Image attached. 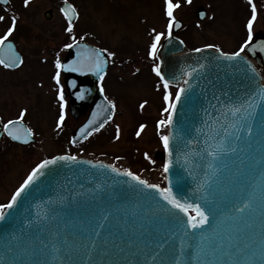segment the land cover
Instances as JSON below:
<instances>
[{"label": "water", "instance_id": "water-1", "mask_svg": "<svg viewBox=\"0 0 264 264\" xmlns=\"http://www.w3.org/2000/svg\"><path fill=\"white\" fill-rule=\"evenodd\" d=\"M204 17L205 11L197 9V20ZM44 19H51L50 11ZM176 22L180 27L174 26L171 38L160 44L157 64L172 87H184L186 92L176 104L172 126L166 128L173 154L162 188L171 187L182 203L200 205L209 214V224L198 232L212 235L223 247L213 251L207 244L200 245L198 238H184L187 217L159 193L117 175L107 163L77 158L88 163L59 161L49 166L14 208L5 210L0 221V264H264V100L257 95L258 85L264 83V52L246 49L230 61L214 49L186 50L174 37L181 28ZM262 42L264 33L258 31L250 48ZM80 46L69 49L64 65L84 59V47L96 49ZM104 60L105 73L109 64L105 55ZM65 74L69 89L70 72ZM72 95L69 92L68 108L74 118L91 110L72 135L71 142L79 143L85 139L82 129L92 135L112 119L114 110L105 100L79 103ZM249 99L255 105L249 109L252 115L245 113L244 119L222 115L226 105ZM233 123L236 126L230 127ZM225 131L231 135L225 136ZM221 142L227 154L212 164L222 171L207 185L205 174L210 173L212 160L207 150ZM158 156L164 165L167 154L163 150ZM201 184L205 186L199 188ZM250 196L254 197L252 210L237 214L235 206H242Z\"/></svg>", "mask_w": 264, "mask_h": 264}, {"label": "rangeland", "instance_id": "rangeland-1", "mask_svg": "<svg viewBox=\"0 0 264 264\" xmlns=\"http://www.w3.org/2000/svg\"><path fill=\"white\" fill-rule=\"evenodd\" d=\"M63 2L31 0L29 6L24 7V0H9L6 9L0 8L4 21L16 17L17 28L20 29L9 40L16 41L18 50L26 59L25 67L19 73L7 75L0 81V109L5 110L4 119H14L20 106L27 108L29 115L26 121L38 140L37 144L28 148L14 146L0 158V206L8 202L34 164L44 156L62 151L53 145L60 104L31 99L28 94L33 93L35 88L30 80L38 70L33 68V75L28 76L32 61L39 65L40 73L44 72V68L48 70L47 65L51 64L50 60L46 61L56 60L57 55L65 53L66 44L72 42L65 30L67 22L59 11ZM253 2L257 8L253 33L264 32V0ZM68 3L79 14V19L74 22L73 35L106 53H113L106 92L108 100L115 105L116 113L104 132L89 140L83 154L95 160L114 162L150 183L160 184L161 161L156 154L161 153L162 145L157 123L166 119L167 114L162 115L166 107L163 85L152 71L155 61L148 53L156 33L165 34L162 40L167 36L164 0H68ZM173 3L181 5L174 12L175 20L181 22L176 36L187 49L208 47L232 53L245 41L246 24L251 19V6L247 0H192L191 5L186 0H173ZM15 7L18 8L15 10ZM198 7L206 11L203 21L195 18ZM48 11L51 12L50 20L44 19V13ZM2 32L0 29V37ZM41 59L46 65L39 64ZM38 79L44 80L43 77ZM13 86L17 90L24 89L27 104L5 103V97L12 94L9 89ZM169 91L174 95V89ZM141 105L144 107L141 108ZM141 125L144 130L137 136ZM145 153L154 163L144 158Z\"/></svg>", "mask_w": 264, "mask_h": 264}, {"label": "snow or ice", "instance_id": "snow-or-ice-1", "mask_svg": "<svg viewBox=\"0 0 264 264\" xmlns=\"http://www.w3.org/2000/svg\"><path fill=\"white\" fill-rule=\"evenodd\" d=\"M66 7L61 8V12L64 16V19L66 20V32L70 35L71 40L73 43L66 44L67 49L72 48H79L81 47L79 44V41H77V38L75 35H73L74 32V21L79 19V14L76 10V8L70 4H68V0H64ZM9 0H0V4H8ZM31 3V0H24V7H28ZM186 3L191 5L192 0H186ZM247 3L251 6V19L247 21L246 29H247V38L240 46L239 51L235 52L233 55H226L221 52V56L226 60H236L237 58L241 57V53L245 52L246 49H249L252 51L253 54H255L257 51L264 52V42L261 43L260 46H253L250 48V46L253 45V25L257 20V8L253 0H247ZM164 12L168 19L167 24V36L170 39L172 36V30L173 27H180V25L176 22L174 17L175 10L179 9L181 7L180 3H173V0H164ZM5 17L0 16V22H3ZM16 17L12 16L11 18V26L8 27L6 33L0 37V47H3L5 45V42L8 41V39L13 35L14 31L16 30ZM164 33H156L153 37L150 49H149V57L156 61L159 59L158 57V51H159V45L164 37ZM182 43V42H181ZM9 48L12 46L9 44ZM209 47H212L211 45ZM83 53L85 54L84 59H78L76 61H73L71 65H64L60 62L59 58L55 61V74L53 76V79L58 87V95L57 100L60 104V114H59V120L57 123V127H62L65 120L64 115V109L66 107L65 103V97H64V89L60 86L61 83V72H79L81 75H86L88 71H91L94 75H97L99 77V80L101 83L104 81V66H105V60H104V53L101 50L98 49H89L87 47L83 48ZM197 52L203 51V49L197 48ZM217 52H220V49H216ZM109 59L112 57L113 53H107ZM81 56V53L78 52V57ZM87 61V62H85ZM245 63H247L245 61ZM0 64H2L5 68H11L13 66L19 67L21 64H23V60L17 58V60L13 61L12 63H6L3 59H0ZM249 68L253 73H255V68H252V66L249 64ZM152 71L155 73V75L160 79L163 85V102L166 105L164 108V111L162 115L167 114L166 119H161L157 123V131L159 135L160 143L162 144L164 152L168 156L167 162L163 165V173L165 174V179H167V174L170 171V168L172 167V137L169 134H163L164 129L170 128L173 123V115L175 112L176 104L180 102L182 95L186 92V89L184 87H179L178 90L175 92L174 98L173 94L169 91V89L172 87L171 83L165 79V77L162 75L160 66L157 64L155 67H153ZM186 75L191 78L192 73L188 72ZM258 75V74H257ZM189 80H184V84H188ZM73 87H75V82H73ZM101 94H103L104 89L103 87L100 88ZM257 95H259L261 100H264V83H261L258 85V91ZM80 99L83 98V94L78 97ZM252 99H255L253 97ZM252 99L245 100L244 102L240 103L239 105H232V106H225L226 111L222 114L226 119L228 118L229 114L232 118H236L238 115L241 119H244V114L252 115V113L249 111L250 108L255 107V105L252 103ZM110 107L115 110V105H110ZM144 105H141V108H143ZM25 112H21L19 114V119L16 120H8L6 123L2 124V131L3 133L7 134L13 141H20L23 144H28L29 138L33 135L32 131L30 129H23L21 127L22 121L25 117ZM235 123L230 125V127H235ZM103 127V125H101ZM99 128H96L95 131H99ZM144 130V126H140V131L136 133L137 136L140 135V133ZM23 132V137L20 135V133ZM219 135V133H216ZM251 128L248 129V135L251 136ZM87 135H91V133H87ZM87 135H85V130H81V136H83L85 139L87 138ZM225 136L231 135V133L225 131ZM117 139H119V129H117ZM209 139H212L210 136ZM239 139V137H237ZM223 142L217 145H209V150H207V155L212 158L211 161H209V169L211 170L210 173L205 174V184L210 185L213 181V178L217 176V174L222 171L221 168L213 167L212 161H220L222 156L226 155L227 152L223 148ZM232 152L236 151V148L233 147L231 149ZM144 158L149 161V163H154V161L148 156L147 153H145ZM59 161L63 162H79V163H88L86 161H77V158L75 156H59L52 160H44L40 164L37 165L35 169L31 172V174L27 177V179L24 181V183L21 185V187L15 192V194L11 198V202L4 204L0 206V221H3L6 216V209H12L17 204L18 199L20 198L21 194L25 192L26 189H28L38 178L39 175H43V170L49 168L51 165H56ZM92 167H108L107 165H96L93 164ZM112 172L117 173V175H123L130 177L131 180L135 181L136 184L143 186L144 189H148L151 191H154L156 193L160 194V198L165 201L168 205L171 206L172 209L176 210L179 213H183L185 217H187V220L185 222L186 230L183 232V237L188 239H197L199 240L200 245L207 244L208 246L212 247V250L215 251L216 249L222 248L223 245L219 244L215 241L214 237L212 235L206 234L204 232H198V230L204 229L209 224V214H206L204 210H202L200 205H192L188 203H182L180 199H178L174 194L171 187L162 188L159 184H152L149 183L147 180L141 179L139 176L134 175L131 171H125V172H117L116 168L111 169ZM205 184H201L199 188H203ZM198 188V190H199ZM254 204V197L250 196L249 199L243 203L242 206L237 205L235 206V212L237 214H240L243 216V214L247 211H251ZM194 211L195 215H190L189 213ZM251 227V225H248ZM102 227V225H101ZM99 235V233H97ZM47 247V245H45ZM92 247H95V244H92ZM202 250V249H201ZM203 264V262H202Z\"/></svg>", "mask_w": 264, "mask_h": 264}, {"label": "flooded vegetation", "instance_id": "flooded-vegetation-1", "mask_svg": "<svg viewBox=\"0 0 264 264\" xmlns=\"http://www.w3.org/2000/svg\"><path fill=\"white\" fill-rule=\"evenodd\" d=\"M11 18L12 17H10L9 21H11ZM9 21L8 22L7 21L0 22V29L7 30L8 27L11 26V22H9ZM16 28H17V23H16ZM18 29H20V27H18L14 31L15 35L17 34L16 31ZM11 41L15 44L16 49H17L18 53L20 54V56L23 60V64H21L17 68H5L2 64H0V81L1 82H2L3 78H5L7 75L13 76V75L19 73V71L22 70L23 67H25L26 59L22 55L21 51L18 50L16 41L15 40H11ZM66 51H67V48L64 51L65 53L62 50V52L64 54H61L59 56L57 55L56 59L59 58L60 62H62L65 55H66ZM49 60H50L51 64L47 65L48 70L46 68H44V72H46L45 75H42V74H44V72H41L42 74L40 73L39 65L34 64L36 62H33V61L31 62L30 69H32V70L29 71L28 77L33 75V68H36L38 70V73L36 75L32 76V80H30V84L31 83L33 84L35 91L31 94H28V95H30L31 99H33V100L42 99L43 101H47V102L55 101V102L59 103V101L57 100L58 87H57V85L53 79V76L55 74V62L54 61H56V60L53 59L51 61V59H48V61H46V62H49ZM38 62L40 65H43V66L46 65L42 59L38 60ZM112 66H113V64H111L110 67L108 68V70L104 76V81L102 83H101V81L100 82L94 81L93 75L89 74L88 72L86 75H81L79 72H73L72 74H70L69 79L71 80V83L73 84V82H75V87L72 86V89H73L72 98H73V100L76 102H81V103H87V102L88 103H96L99 100L98 99L99 98V91H100L101 87H103V89H104V92L102 94L103 97L108 99V97H107L108 91H107L106 86L108 84L107 81L109 79L110 70H111ZM35 76L38 78L43 77L44 80L35 78ZM14 87L15 86H13V88L11 87L9 89V91H11L12 94L5 97V100H6L5 103L6 102H12L14 104L15 103L27 104V99H25L26 94H25V91H23L24 89L17 90ZM59 87H62L64 89V97H65V103H66V107L64 110L65 120H64V124L62 127H59V128L57 126L55 127L56 131L54 133L55 139L53 141V145L55 147H57L58 149H61L62 151H60L57 154H53L49 157L44 156L36 164H34V166L37 165L39 162L46 160V159H49V158L56 156V155L85 156L86 157V155L83 154L84 153L83 150H84V147L87 146L90 139H88L87 141H85L81 144L72 145L70 142V137H71L72 133L75 130H77L84 123V121L86 120L87 115H88V110L86 112L81 113L80 116L77 118H73L72 116H70L68 113V110H67V103L69 102L70 97H69V92L67 91V88L65 85V74H63L62 72H61V83H60ZM81 93L83 94L82 99L78 98L81 95ZM22 107L23 106H20V108L17 112V116L14 119H12V118H5L4 119L3 117H5V115H6V113L4 112L5 110L3 108L0 109V125H1V127H2V124L6 123L8 120L19 119V114L23 111L26 114H25L24 120L22 122H23V124H25L28 127V129H30L32 131V128L30 127L29 122L26 121L27 115H29L28 110H27V108H22ZM65 126L67 127L66 131H65ZM32 133H33V139H34V145H35V144H37L38 140L36 139V137H37L36 134H34L33 131H32ZM31 145L34 146L33 144H31ZM31 145L20 146L16 143L12 142V140L5 133H2V136L0 138V148H1L0 158H2V156L5 155V152L11 150L14 146L18 147V148H28V147H31ZM33 167H31V168H33Z\"/></svg>", "mask_w": 264, "mask_h": 264}]
</instances>
